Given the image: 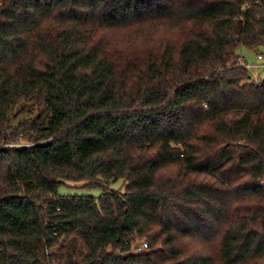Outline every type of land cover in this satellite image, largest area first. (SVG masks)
Here are the masks:
<instances>
[{"label": "trees", "instance_id": "1", "mask_svg": "<svg viewBox=\"0 0 264 264\" xmlns=\"http://www.w3.org/2000/svg\"><path fill=\"white\" fill-rule=\"evenodd\" d=\"M262 48L264 0H0V264H264Z\"/></svg>", "mask_w": 264, "mask_h": 264}, {"label": "rangeland", "instance_id": "2", "mask_svg": "<svg viewBox=\"0 0 264 264\" xmlns=\"http://www.w3.org/2000/svg\"><path fill=\"white\" fill-rule=\"evenodd\" d=\"M243 53V55L246 57L245 63L250 67L248 69V73L251 77V79L254 81H263L264 80V48L260 50V53L263 55L262 60L257 59L258 53L253 51H247L245 49H241L239 51V55H242L240 53ZM21 112L16 119H12L13 124H18L20 121L28 117L27 109L18 110ZM111 190H119L123 191V183L121 180L112 183L110 185ZM59 195L61 196H94L98 197L101 192L99 190H90L86 189L83 186V183H64V185H61L58 190ZM144 241V239H135L132 242V245L135 246L136 244Z\"/></svg>", "mask_w": 264, "mask_h": 264}, {"label": "built area", "instance_id": "3", "mask_svg": "<svg viewBox=\"0 0 264 264\" xmlns=\"http://www.w3.org/2000/svg\"><path fill=\"white\" fill-rule=\"evenodd\" d=\"M247 6H245V8H246ZM257 59L258 60H262L263 58L260 56V55H257ZM238 63L240 64V65H242V66H244L245 68H250L248 65H247V63H245V60H244V57L242 56V55H239V58H238ZM261 82L262 81H255V83L259 86L260 84H261ZM29 147V145H25V148H28ZM148 250V244H147V242H145V241H142V242H140V243H138V244H136L135 246H134V252L135 253H144L145 251H147Z\"/></svg>", "mask_w": 264, "mask_h": 264}, {"label": "crops", "instance_id": "4", "mask_svg": "<svg viewBox=\"0 0 264 264\" xmlns=\"http://www.w3.org/2000/svg\"><path fill=\"white\" fill-rule=\"evenodd\" d=\"M240 54H242V56L244 57V60H245V59H246V57L243 55V53L241 52ZM248 69H249V68H248ZM248 69H247V70H248ZM254 81H255V80H254Z\"/></svg>", "mask_w": 264, "mask_h": 264}]
</instances>
